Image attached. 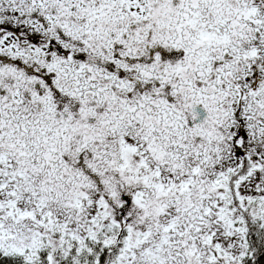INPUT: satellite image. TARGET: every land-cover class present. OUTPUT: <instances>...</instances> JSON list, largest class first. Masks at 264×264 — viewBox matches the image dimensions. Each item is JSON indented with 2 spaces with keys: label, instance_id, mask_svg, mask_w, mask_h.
<instances>
[{
  "label": "snow or ice",
  "instance_id": "6c2138e0",
  "mask_svg": "<svg viewBox=\"0 0 264 264\" xmlns=\"http://www.w3.org/2000/svg\"><path fill=\"white\" fill-rule=\"evenodd\" d=\"M0 264H264V0H0Z\"/></svg>",
  "mask_w": 264,
  "mask_h": 264
}]
</instances>
